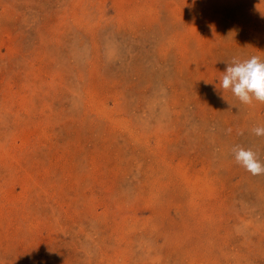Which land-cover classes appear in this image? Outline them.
Here are the masks:
<instances>
[{
    "label": "rangeland",
    "instance_id": "obj_1",
    "mask_svg": "<svg viewBox=\"0 0 264 264\" xmlns=\"http://www.w3.org/2000/svg\"><path fill=\"white\" fill-rule=\"evenodd\" d=\"M252 56L264 0H0V264H264Z\"/></svg>",
    "mask_w": 264,
    "mask_h": 264
},
{
    "label": "clouds",
    "instance_id": "obj_2",
    "mask_svg": "<svg viewBox=\"0 0 264 264\" xmlns=\"http://www.w3.org/2000/svg\"><path fill=\"white\" fill-rule=\"evenodd\" d=\"M219 89L231 91L246 105H251L253 99L264 103V61L258 56L244 60L233 58L223 72ZM252 131L256 136H264V126H257ZM233 153L236 162L252 175L264 174V165L251 149L237 145L233 148Z\"/></svg>",
    "mask_w": 264,
    "mask_h": 264
},
{
    "label": "bare ground",
    "instance_id": "obj_3",
    "mask_svg": "<svg viewBox=\"0 0 264 264\" xmlns=\"http://www.w3.org/2000/svg\"><path fill=\"white\" fill-rule=\"evenodd\" d=\"M145 122H147L146 120H145ZM181 132V131H180ZM182 134V133H181ZM185 134V133H184ZM173 150V149H172ZM188 155V154H187ZM182 167V166H181ZM253 178V177H252ZM259 184V183H258ZM153 188V187H152ZM164 189V188H163ZM154 191V190H153ZM157 191V190H156ZM160 192V191H159ZM136 207V206H135ZM247 219V218H246ZM254 223V222H253Z\"/></svg>",
    "mask_w": 264,
    "mask_h": 264
}]
</instances>
